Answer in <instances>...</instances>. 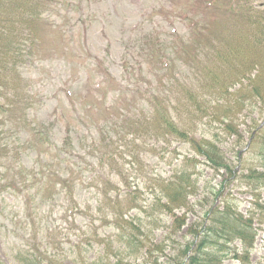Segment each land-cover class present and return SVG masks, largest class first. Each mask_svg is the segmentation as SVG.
I'll use <instances>...</instances> for the list:
<instances>
[{
    "label": "rangeland",
    "instance_id": "1",
    "mask_svg": "<svg viewBox=\"0 0 264 264\" xmlns=\"http://www.w3.org/2000/svg\"><path fill=\"white\" fill-rule=\"evenodd\" d=\"M216 1L218 6H222L229 0ZM209 2L35 0L31 8L41 14L36 19L27 11L23 16H17L18 12L14 10L12 16L13 11L7 9L3 15L10 20L7 26H14L16 18H30L29 27L17 23L15 28L28 29L27 34L34 40V47L27 51L28 58L19 68L18 77L11 74V81L8 80L10 86L14 79L17 86L22 81L21 91L24 88L27 90L30 106L23 110L27 112L29 131L22 126L21 118L10 119L9 114L0 115V120L6 121L3 126L6 131L0 140V171L5 176L0 185L1 188L6 187L0 196V199H5L4 210L0 213V257L4 264H20L16 260L19 253L24 259L43 253L47 248L54 264H118V261L122 264H176L184 245L192 241L189 229H196L198 224H202L210 208L221 206L224 200L244 215L252 209L255 201L264 207V183L249 190L247 181L241 180L247 168L261 164L262 159L245 152L251 134L264 124L262 51L246 52V61L259 58L260 64L236 79L231 68L227 71L218 68L215 59L207 61L206 57L211 59V56L201 52L198 54L199 61L210 65L220 78L227 76L228 83L201 88L202 80L195 81V73L190 68L194 66L193 62H197L193 57L188 58L189 67L179 60L175 72L181 74L182 81L179 85L174 84L176 81L170 84L175 91L179 88V93L180 87L187 86L197 97L196 103H190L184 97L180 99L178 106L170 110L172 120L190 127L195 139L203 138L215 143L228 160L233 170L232 177L226 171L218 172L208 166L205 158L196 155L189 144L179 139L166 143L165 138H152L151 133L143 135L139 132L132 137L134 145L124 150L121 147L119 153L111 158L109 153L99 154L81 148V144L99 140L95 123L104 121L115 111H120L122 118H130L131 115L139 117L140 110L146 105L145 93L157 92L151 71L162 74V70L158 64L148 69V64L145 65L135 54L138 53L136 40L143 34L158 39L176 37L179 42L181 38L192 37L189 42L192 46L197 40L193 36L194 27L179 20L191 10L204 17L200 20L207 23L208 33L205 36L212 35V32L230 34L234 29L236 32L245 29L244 33H249L248 26L232 23L226 14L208 11L206 5ZM248 3L250 7L259 9L263 7L264 0H249ZM200 20L192 22L200 23ZM23 34L26 35V32ZM182 57L187 59L185 54ZM245 60H240L241 71L247 67ZM205 84L207 86L208 81L205 80ZM33 128L45 137L43 144L33 136ZM7 129H10L8 134ZM67 129H70L73 139L71 157L75 163L83 167L87 163L103 164L96 171L87 166V172L82 174L84 181L93 179L91 188L84 189L82 187L86 183L79 184L78 197L84 198L78 199L80 202H89L94 207L93 203L99 198L104 208L102 213H95L89 219L76 211L71 213L69 198L58 191L60 186L56 173L62 157L58 150L62 148ZM25 139L31 141L30 146L24 143L19 148L20 142ZM15 149L21 154V163L12 159ZM50 156L52 178L42 188V191L45 187L50 188L47 195H42V191L37 194L36 188L21 189L19 164L32 171L33 175H38L42 173L46 157ZM186 158L195 160L192 168L189 167L193 189L187 197V207L175 210L173 214L164 206L154 212L156 182L168 179L174 168H179ZM7 167L12 170L7 172ZM37 178L47 181L46 174ZM14 180L16 194L7 190L15 185ZM107 180L112 187L103 197L101 187ZM55 191L57 194H51ZM217 192L220 194L214 198ZM121 194L130 195L125 199ZM115 195L120 197L118 209H121L116 210L119 214L123 213L120 220L123 217L124 222L120 224L127 229H131L127 225L130 222L140 225L141 232L146 235L139 236L134 232L143 242L139 249L135 244L129 246L126 236L129 230L105 223V220L112 221L109 208L115 203ZM258 212L261 215L263 210ZM183 214H186L187 224L177 232L176 220ZM259 221L260 218L255 224ZM224 264H237V261ZM250 264H264V228L258 231Z\"/></svg>",
    "mask_w": 264,
    "mask_h": 264
},
{
    "label": "trees",
    "instance_id": "2",
    "mask_svg": "<svg viewBox=\"0 0 264 264\" xmlns=\"http://www.w3.org/2000/svg\"><path fill=\"white\" fill-rule=\"evenodd\" d=\"M248 2L249 0H229L227 3L222 4V6H218L219 4L216 0H210L209 4L206 5L208 11H219L232 19V23H236L237 25L240 23L243 25L242 27L248 26L250 29L247 35L244 33L245 29L237 32L234 29V32L230 34L212 32V35L205 36L208 33L207 23H205V20H200L204 17H199L195 11L191 10L182 15L181 20L187 21L188 25L191 24L194 27L193 36H196L197 40L193 42L192 46L189 44L192 37L181 38L180 42L177 38L174 41L167 42L151 37V35L140 37L137 40L138 44H141L139 47L141 49L139 52L140 57L149 66H157L158 64L160 70L165 75H159L158 72L151 71L152 76L158 82L159 87L155 86L157 92L150 94L147 91L145 93L146 105L140 110L139 117H137L138 115H131L130 118L125 116L122 118L120 111H117L114 115L110 116L112 118L107 117L104 121L95 123L94 128L98 133L97 137L100 143L96 144L99 140L93 139L89 144H81V148L88 149L90 150L89 152L96 151L99 154L109 153V158H111L119 153L121 147L124 150L128 146L134 145L132 137L138 135L139 132L143 133V135L151 133L152 138L158 139L163 137L166 143L172 139H179L189 144L196 155L205 158L208 166L218 172L222 170L226 171L232 177L233 170L215 143L203 138L200 140L195 139V135L190 127H185L180 122L172 120L170 110L178 106L180 99L184 97L186 101L196 103L197 97L187 86L180 87L179 93V88H176L175 91V87L170 84L176 81L174 84L179 85L182 81L180 78L181 74L175 72L176 62L182 60L188 67L190 66L183 59L182 54H185L187 58L194 57L197 59V62H193L195 64L193 69L191 66L190 68L195 73L194 80L197 82L202 80V83H200L201 88L228 83L227 76L220 78L219 73L210 68V65L199 61L200 56L198 54L201 52L211 56V59L205 56L207 61L215 59L218 62V68H223L225 71L231 68L234 71L233 78L235 79L239 75H244L249 68L254 70L258 67L260 64L259 58L246 61L244 56L246 52L252 51H262L261 53H264V5L258 9L250 7L251 5ZM32 5H35V0H0V115L5 114L6 116L9 114L11 116L10 119L21 118L22 126L25 127L26 131H29L30 124L27 121V112L23 109L25 108L26 110L30 106V99L28 98L27 90L24 88L21 91L20 89L22 81H19V86H17L15 79L10 86V81L11 74L18 77L19 68L28 58L27 51L30 52L34 47V40H31L27 34L28 29L22 28L18 30L19 27L15 28V24L18 23L29 27L31 23L28 17L25 19L16 18L14 26H7V22H10V20H6L3 15L9 9V11H13L12 16L14 15V10H16L18 12L17 16H23L25 11H27L35 17L34 19L39 18L41 14L38 11L34 12L31 8ZM194 19L200 20V23L193 24L192 20ZM24 32H26V35L23 34ZM21 34L24 35L23 38ZM241 59H244L248 63L247 67L242 71L240 70L242 67L240 65ZM261 70H264V68H261ZM205 80L208 81L207 86ZM198 89L199 86L197 85ZM5 122V119L0 120V140L6 131V129H3ZM9 132L10 129H7V134ZM70 133V129H67L62 148L58 150L62 155L61 157L58 153L60 156V165L56 173L59 178L57 184L60 186L58 191H61L65 198H69L71 213L76 211L83 218L89 219L95 213H102L104 208L100 204L99 198L93 203L94 207L89 202H80L78 199L82 197H78L80 191L79 184L86 183L85 187L82 188H91L93 179L90 178L84 181L82 174L87 172V166L96 171L97 167L103 166V164L102 162L97 165L87 163V166L83 167L75 163L71 157L74 147ZM32 134L43 144L42 142L45 141V137H42L43 134L40 131L33 128ZM24 143H26L25 146L28 144L30 146L31 141L25 139V141L20 142L19 148ZM248 143V148L245 151L246 155L254 154L262 158L261 164L248 167L247 172L241 176V180L247 181L248 189L254 190L256 186L264 183V125L258 127L251 134ZM12 154V159L21 163V154L17 153L16 149L15 153ZM194 161V159L186 158L179 168H174L172 175L168 179H158L153 193L154 199H157L153 207L154 212L157 209H162V206H164L170 214H173L175 210H182L187 207L186 200L193 189L192 175L189 172V167L192 168ZM50 162H52L51 156L49 158L46 157L45 163L41 168L42 173L38 175H33L32 171L29 172L22 164H19L20 172H18V178H20V188L24 189V191L36 188L37 194H40L42 188L50 183L52 178L50 175L52 172ZM7 169L9 168L7 167ZM11 170L9 169L7 172ZM45 174L47 175V181H44L43 178H37L39 176L44 177ZM4 178V174L0 171V181ZM13 182L15 183V180ZM15 186H17L16 183L14 186H9L7 190H11L13 194H16ZM1 187L2 185H0V196L1 191L6 189V187ZM110 187H112V184L108 180L105 181L103 187H101L103 197L108 195ZM45 188V191H42V195H47L46 192L50 190L49 187ZM51 194H57V191ZM219 194L218 192L215 193L214 198H218ZM121 195L127 199L130 194ZM115 196V203L109 208V218L112 221L104 219L105 223L106 225L113 224L114 227L124 229V231L129 230L130 233L126 235L129 239V246L135 244L137 245L136 249H139L143 242L138 239V236L134 232L138 233L139 236L145 235V233L141 232L140 225L137 226L134 223L132 224V222L127 224L131 229H127L126 226L120 224L124 222L123 217L120 220L123 213L119 214L117 211L121 210L118 209L120 208V197L118 195ZM4 202L5 199H0V213L4 210ZM259 210H263L261 215H259ZM181 217L176 220V223H178L176 227L177 232L187 224L186 214H183ZM259 218L260 221L256 223L258 224L256 227L255 222ZM203 219L202 224H198L196 229H189L192 241L184 245L181 255L176 258V264H223L227 261H237V264H250L251 255L255 250L258 231L260 228H264V207L261 203L255 201L252 209L244 215L236 206L224 200L221 206L210 208L205 213ZM154 224H156V221ZM51 245L52 243L49 244V246ZM154 246H157V244ZM48 252L47 248L43 253L33 254L31 257L24 259L23 255L19 253L16 260L20 264H54L50 260L49 257L51 256ZM0 264H4L1 257ZM118 264H122V261H118Z\"/></svg>",
    "mask_w": 264,
    "mask_h": 264
}]
</instances>
